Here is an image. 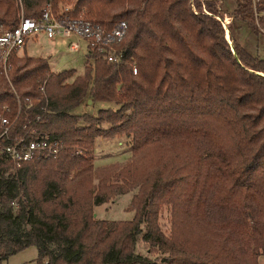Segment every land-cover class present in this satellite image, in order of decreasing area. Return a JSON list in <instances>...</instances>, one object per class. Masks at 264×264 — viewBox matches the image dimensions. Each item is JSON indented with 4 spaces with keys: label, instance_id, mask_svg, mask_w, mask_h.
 I'll return each instance as SVG.
<instances>
[{
    "label": "trees",
    "instance_id": "trees-1",
    "mask_svg": "<svg viewBox=\"0 0 264 264\" xmlns=\"http://www.w3.org/2000/svg\"><path fill=\"white\" fill-rule=\"evenodd\" d=\"M235 1L234 18L264 34V0ZM205 2L193 0L195 13L190 0H22L25 17L70 5L72 16L107 28L124 20L127 32L116 47L122 63L93 52L94 67L77 75L12 51L0 114L19 109L18 133L34 124L62 147L17 171L0 153V264L29 246L38 251L31 264H259L264 59L234 38L232 49L216 3ZM18 22L16 1L0 0V33ZM85 97L118 107L70 113ZM98 137H124L130 157L95 165ZM132 190L131 219L94 216V206ZM138 236L153 259L136 252Z\"/></svg>",
    "mask_w": 264,
    "mask_h": 264
},
{
    "label": "rangeland",
    "instance_id": "rangeland-1",
    "mask_svg": "<svg viewBox=\"0 0 264 264\" xmlns=\"http://www.w3.org/2000/svg\"><path fill=\"white\" fill-rule=\"evenodd\" d=\"M15 1L17 4L19 19L22 16L25 17L22 0ZM190 1L194 12L196 13L193 0ZM208 2H210V0H208ZM212 2L216 3L218 7L220 15L218 16V19L224 26L225 37L228 40L231 48L233 49L230 38H234L249 54L264 59V34H256L245 22L234 18L233 13L234 9L236 8V1L212 0ZM199 3L204 4L206 2L205 0H199ZM65 7H70V5H65ZM77 16L85 17L83 13ZM0 31H2V29H0ZM80 45L81 46L78 50H73L70 49L67 38L57 37L54 39H48L44 34H38L36 38L35 36H32L27 40V44L25 46L27 51L22 46L19 50H17V53L18 55L25 53L28 56L34 57L44 56L48 60L51 72L57 73L66 70H74L75 74L77 75L83 72L87 63L92 66L91 60H88L86 56L88 50L86 44L81 41ZM88 101V97H85L82 101H80L76 108L70 111V113L79 115L83 113L96 115L99 109H116L118 107L116 104L111 102L95 101L91 103V101ZM75 149L76 153L77 151L81 152V149ZM94 150L95 165L97 166L116 161L123 163L131 155L128 142L124 137H98L95 141ZM12 170L14 169L12 168ZM134 192L135 190H132L128 193L118 195L106 203L94 206V216L108 221L131 219L134 215V212L133 210L129 209V205ZM159 223L162 230L168 234L170 226V212L168 205L162 206ZM21 226L24 228V223H21ZM136 252L145 254L152 259L155 257V254L153 255L146 251L145 244L140 240L139 236L137 238ZM37 257V248L35 246H29L8 257L5 261H3V264H31ZM258 262L259 264H264L263 255L259 256Z\"/></svg>",
    "mask_w": 264,
    "mask_h": 264
},
{
    "label": "built area",
    "instance_id": "built-area-1",
    "mask_svg": "<svg viewBox=\"0 0 264 264\" xmlns=\"http://www.w3.org/2000/svg\"><path fill=\"white\" fill-rule=\"evenodd\" d=\"M68 11L69 7H64L62 11L56 12L51 4L47 3L43 7L40 17L22 16L15 28L1 32L0 75H4L8 79L12 51L19 50L30 37L38 34H44L49 39L67 38L69 47L73 50H78L81 41H83L88 49L87 59L91 60L92 66L94 59L90 55L93 52L108 62L122 63L123 50H117L116 46L122 42L127 32V23L124 20L118 21L112 28H107L84 16H72ZM133 73H136V68L133 69ZM45 82L46 80L40 83L39 90L46 99ZM4 112H9V109L5 107L3 113L0 114V153L12 166L13 171H17L22 163L34 157L48 158L59 153L62 147L61 142L39 132L33 126L34 124H24L22 133L16 131L19 109L14 118H10ZM40 117V115L37 116L35 123L39 121Z\"/></svg>",
    "mask_w": 264,
    "mask_h": 264
},
{
    "label": "crops",
    "instance_id": "crops-1",
    "mask_svg": "<svg viewBox=\"0 0 264 264\" xmlns=\"http://www.w3.org/2000/svg\"><path fill=\"white\" fill-rule=\"evenodd\" d=\"M228 28V27H227ZM37 36H35V38H36ZM47 38V37H46ZM49 39V38H48ZM26 44H27V41H26V43L24 44V49L27 51V48L25 47L26 46ZM31 57H34V56H31ZM36 57V56H35ZM38 57H42V58H45L44 56H38Z\"/></svg>",
    "mask_w": 264,
    "mask_h": 264
},
{
    "label": "water",
    "instance_id": "water-1",
    "mask_svg": "<svg viewBox=\"0 0 264 264\" xmlns=\"http://www.w3.org/2000/svg\"><path fill=\"white\" fill-rule=\"evenodd\" d=\"M88 102H90V100Z\"/></svg>",
    "mask_w": 264,
    "mask_h": 264
}]
</instances>
